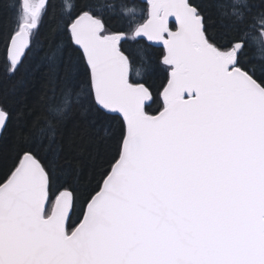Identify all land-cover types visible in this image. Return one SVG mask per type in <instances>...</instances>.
Listing matches in <instances>:
<instances>
[{
  "label": "snow or ice",
  "instance_id": "1",
  "mask_svg": "<svg viewBox=\"0 0 264 264\" xmlns=\"http://www.w3.org/2000/svg\"><path fill=\"white\" fill-rule=\"evenodd\" d=\"M207 6L227 44L203 0L0 4L5 75L51 11L60 86L43 123L0 99V264H264V0Z\"/></svg>",
  "mask_w": 264,
  "mask_h": 264
},
{
  "label": "trees",
  "instance_id": "2",
  "mask_svg": "<svg viewBox=\"0 0 264 264\" xmlns=\"http://www.w3.org/2000/svg\"><path fill=\"white\" fill-rule=\"evenodd\" d=\"M37 0H35L36 2ZM11 2V0H0V4ZM51 2V0H50ZM61 0H57L60 3ZM136 3L141 1L135 0ZM206 10L212 17L211 28L213 33L220 40L221 44H227L229 39L235 37V30L229 28L226 23H221V21L216 17L214 9L207 6V0H203ZM227 0H225V3ZM56 20L52 17L51 11L45 17L43 26L41 27L40 35L37 39L33 41V45L30 51L27 53V59L24 60V65L21 68L20 73L13 79H9L5 73L4 69L6 66V44L2 36H0V99L5 102V105L13 113V118L15 119L16 113L23 107L24 110L29 114V118H35L41 123L47 115V106L54 102L53 91H56V96H59V85L55 82L49 83L45 75L44 67V56L47 52L49 46L53 43L50 38V29L55 28ZM114 26H119L114 22ZM174 27V25H173ZM27 69V71H25ZM154 89L159 85V79L153 78ZM23 81V83H20ZM155 108V106H154ZM75 112L70 113L66 120L59 125L58 139H62L67 147L69 138L75 133V122H76ZM9 153L7 147L3 153V158L5 160L4 164H0V179L3 178L4 173L7 170V157ZM92 175L95 176L98 169L93 167L91 169ZM92 184L94 186V180L89 179L87 184ZM85 195V189L82 187L78 196L83 199Z\"/></svg>",
  "mask_w": 264,
  "mask_h": 264
},
{
  "label": "water",
  "instance_id": "3",
  "mask_svg": "<svg viewBox=\"0 0 264 264\" xmlns=\"http://www.w3.org/2000/svg\"><path fill=\"white\" fill-rule=\"evenodd\" d=\"M139 1H141V0H139ZM36 2H38V0ZM170 19H173L174 20V18H170Z\"/></svg>",
  "mask_w": 264,
  "mask_h": 264
}]
</instances>
